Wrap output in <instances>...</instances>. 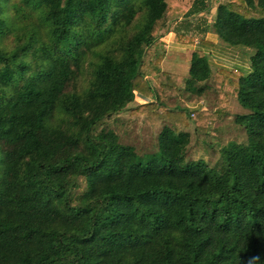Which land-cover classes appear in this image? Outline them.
Wrapping results in <instances>:
<instances>
[{
	"label": "trees",
	"instance_id": "obj_1",
	"mask_svg": "<svg viewBox=\"0 0 264 264\" xmlns=\"http://www.w3.org/2000/svg\"><path fill=\"white\" fill-rule=\"evenodd\" d=\"M213 1L0 0V264H264V0H218L213 22L249 72L200 47L164 66L162 31ZM231 96L246 139L188 159ZM127 109L163 125L153 149L101 126Z\"/></svg>",
	"mask_w": 264,
	"mask_h": 264
},
{
	"label": "rangeland",
	"instance_id": "obj_2",
	"mask_svg": "<svg viewBox=\"0 0 264 264\" xmlns=\"http://www.w3.org/2000/svg\"><path fill=\"white\" fill-rule=\"evenodd\" d=\"M208 18H210V16ZM162 32L163 34H165L166 30L164 29ZM184 34V37L186 38L194 37L197 40L198 38H200L202 32H200V30L195 31L194 29H192L191 31H186V33ZM161 47L162 46L159 45V48ZM209 58L212 61H219L221 63L224 62L223 64L227 65V62L224 61V58L222 56L219 57V55H217L216 53L210 52ZM164 66L166 69L171 71L175 67H177L180 73L184 71L180 66ZM186 71L187 69L183 73H186ZM211 83H213V86L217 88H219L220 86L217 81H212ZM217 95L218 92L209 89L205 93L204 97H202V99L200 100V103H203V107L206 108L210 104V100H213L212 104L214 103V100ZM187 97L188 96H186V99H188ZM145 100L147 99L138 98V102H145ZM230 102L232 104V116L222 122L224 125L223 127L220 128L218 122H212V126L208 131H198L196 130L194 124H190L188 131L191 133V143L188 147L187 152L188 159H204L211 166H215L217 165L220 158L219 144L225 143L230 139H234L236 141L238 140L240 142L246 139V132L244 128L236 125L234 121L236 113L246 111L241 105H239V103L233 96L230 97ZM175 103H177L176 100H172L170 104L174 105ZM163 121H168V119H165ZM101 126L113 128L118 134H120L122 143L133 144L134 146H136L137 150L140 153H145L144 151L147 150L148 147L150 150L153 149L151 147L156 146L155 141H157V134L159 133L163 125L147 124L144 120V115H138L136 113L134 114L130 111V109H127L119 115L117 120L111 119L109 122L105 121V124H102Z\"/></svg>",
	"mask_w": 264,
	"mask_h": 264
},
{
	"label": "crops",
	"instance_id": "obj_3",
	"mask_svg": "<svg viewBox=\"0 0 264 264\" xmlns=\"http://www.w3.org/2000/svg\"><path fill=\"white\" fill-rule=\"evenodd\" d=\"M217 4L218 0H214L210 12L197 15L195 18H191L189 22L184 21L182 16H179L176 20L171 21L170 29L162 36V41L166 47V55L164 59L165 65L168 67L180 66L181 68H184V66L188 64L187 50L190 48L200 47L205 50L208 56L210 52H213L219 55V57L222 56L224 61L227 62L226 65L223 64L224 62L221 63L210 59L217 67L227 70L237 68L243 72H249L251 70L250 56L248 55L249 53L246 52L244 48L231 47L227 45L213 31V22L216 15ZM209 16L210 18H208ZM204 26L207 27V31L204 34L205 43L192 44L179 38L180 33L184 34L186 31H191L192 29L198 31ZM172 71L179 72L177 67H175ZM212 102L213 100H210L211 105L209 104L208 107L215 105V100L213 104ZM229 117L230 115H227L223 120H216L214 122H218L219 127L221 128L224 126L222 122Z\"/></svg>",
	"mask_w": 264,
	"mask_h": 264
},
{
	"label": "built area",
	"instance_id": "obj_4",
	"mask_svg": "<svg viewBox=\"0 0 264 264\" xmlns=\"http://www.w3.org/2000/svg\"><path fill=\"white\" fill-rule=\"evenodd\" d=\"M196 41H198V39Z\"/></svg>",
	"mask_w": 264,
	"mask_h": 264
}]
</instances>
